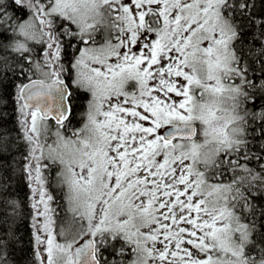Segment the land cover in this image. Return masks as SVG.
Wrapping results in <instances>:
<instances>
[{
	"label": "snow or ice",
	"instance_id": "obj_1",
	"mask_svg": "<svg viewBox=\"0 0 264 264\" xmlns=\"http://www.w3.org/2000/svg\"><path fill=\"white\" fill-rule=\"evenodd\" d=\"M0 264H264V0H0Z\"/></svg>",
	"mask_w": 264,
	"mask_h": 264
}]
</instances>
